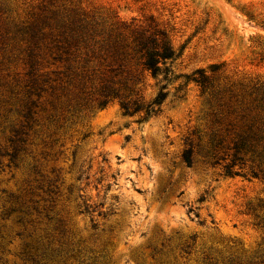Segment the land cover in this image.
I'll return each instance as SVG.
<instances>
[{
  "label": "rangeland",
  "instance_id": "rangeland-1",
  "mask_svg": "<svg viewBox=\"0 0 264 264\" xmlns=\"http://www.w3.org/2000/svg\"><path fill=\"white\" fill-rule=\"evenodd\" d=\"M0 264H264V0H0Z\"/></svg>",
  "mask_w": 264,
  "mask_h": 264
},
{
  "label": "trees",
  "instance_id": "trees-1",
  "mask_svg": "<svg viewBox=\"0 0 264 264\" xmlns=\"http://www.w3.org/2000/svg\"><path fill=\"white\" fill-rule=\"evenodd\" d=\"M99 25V24H97ZM92 32H98L97 30H90L88 25L84 23L73 24L70 27L71 37L70 40H67V47L73 48L76 51L83 48L87 50V45L91 44L87 38L88 35L92 36ZM134 43L137 52L141 56L142 66L148 72H150L154 77L159 75L162 71V66L164 67V72L169 73V62L173 61L176 57L175 50L171 44L170 39L163 31H154L149 33L148 31H137L135 32ZM105 46V44H104ZM92 53L93 50L89 49L88 53ZM200 77L195 79L202 88L205 90L209 87L208 78L204 77L202 72H198ZM167 98V94L163 91H160L153 102L145 104L141 100H132L128 96H125L121 93V89L114 87L113 85H108L103 87L101 98L97 101V104L100 108H105L110 102L114 100H119L121 110L126 115H143V119H148L152 114H157L162 103ZM158 107V109H155ZM247 145L242 143L236 145L235 153L233 155L232 164L227 167L229 175H238V173L233 172L232 168L237 165L238 161L243 159L240 157L241 150H246ZM192 150L187 149L183 153L184 162L191 166L193 163L192 160ZM96 209L94 206L85 203L84 212L93 213Z\"/></svg>",
  "mask_w": 264,
  "mask_h": 264
}]
</instances>
